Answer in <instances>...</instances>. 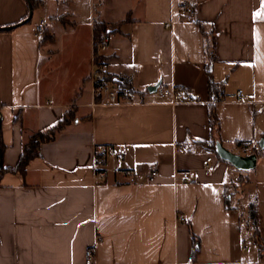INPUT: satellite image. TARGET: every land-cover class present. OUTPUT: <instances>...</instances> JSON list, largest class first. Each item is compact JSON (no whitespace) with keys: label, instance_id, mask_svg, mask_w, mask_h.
<instances>
[{"label":"crops","instance_id":"1","mask_svg":"<svg viewBox=\"0 0 264 264\" xmlns=\"http://www.w3.org/2000/svg\"><path fill=\"white\" fill-rule=\"evenodd\" d=\"M27 11L26 0H0L3 166H15L34 132L69 109L73 117L24 175H1L0 264H264V0H43L21 23ZM95 13L108 24L128 17L101 55L133 90L129 102L104 103L94 90ZM157 82L189 99L149 92ZM210 104L216 141L255 153L253 169H236L209 146ZM98 145L119 153L104 182L94 179Z\"/></svg>","mask_w":264,"mask_h":264},{"label":"built area","instance_id":"2","mask_svg":"<svg viewBox=\"0 0 264 264\" xmlns=\"http://www.w3.org/2000/svg\"><path fill=\"white\" fill-rule=\"evenodd\" d=\"M180 10H184L189 14L194 13V9L190 3H183L179 7ZM167 26L169 23L166 24ZM47 23L45 19H40L34 25L35 34L42 38L44 32L46 30ZM109 43V37L103 36L101 41L98 43V48L103 51ZM107 62L104 59L100 61L93 60L92 70L90 72V79L93 82L94 90L101 96V100L104 103H119V102H129L133 99L134 93L131 88L125 87L122 83L119 82V79H116L113 76H110L107 70ZM156 93L161 98H166L170 102L176 103L179 101H185L189 99L188 93L180 88L176 87H158ZM218 97H221L219 95ZM243 99L242 95H238L236 97L237 101H241ZM182 145L177 146V150H180ZM243 150L245 148L243 147ZM119 157V153L111 146V145H98L95 148V156L93 162L94 169V179L97 182H104L107 178V171L111 168L109 167V163L117 160ZM125 174H130V170H125ZM158 175L157 170H151L148 179L150 181L154 180ZM188 176L187 172L182 173V177L186 178ZM178 219L180 221H184V215H179ZM86 256L89 260L94 258L93 249H87Z\"/></svg>","mask_w":264,"mask_h":264},{"label":"trees","instance_id":"3","mask_svg":"<svg viewBox=\"0 0 264 264\" xmlns=\"http://www.w3.org/2000/svg\"><path fill=\"white\" fill-rule=\"evenodd\" d=\"M31 6L33 9L41 6L43 4V0H30ZM28 6V5H27ZM28 14V11H27ZM128 20V17H125L124 19L114 22V23H105L100 19L98 16V13L95 14L94 20H93V54L94 59L96 61H100L102 59L101 52L98 48V43L101 41L103 36H108L112 31L118 30L120 26ZM204 49L205 53L208 58L207 63V71L210 73V64L215 59V40L214 35L211 32L208 34H205V41H204ZM124 83L123 85L125 87L130 88L128 85V82L125 78H122ZM209 84L212 85V78L209 76ZM73 117L72 109H69L63 113V115L54 123L53 125H50L46 127L45 129L37 130L32 135L29 136L28 140L23 143L22 151L18 156L17 162L15 166L6 168L3 166V164L0 167V178L1 175L6 171L11 172H19L20 174L24 175L26 172V166L28 162L41 155L40 151V145L43 142L49 141L53 139L55 133L63 128V126L71 120ZM209 127L211 130V139L209 141V146L214 149L216 140H219V137H214V133L219 132V119L217 118L214 110V106L212 104L209 105ZM238 145H244L246 146L247 143L245 142H237ZM4 150V145L1 141L0 136V158L2 160V154ZM261 244L259 243V246ZM196 250H193L192 258L195 257Z\"/></svg>","mask_w":264,"mask_h":264},{"label":"water","instance_id":"4","mask_svg":"<svg viewBox=\"0 0 264 264\" xmlns=\"http://www.w3.org/2000/svg\"><path fill=\"white\" fill-rule=\"evenodd\" d=\"M28 5V15L27 17L21 21V23H25L28 20H30L32 16L33 8L31 6L30 0H26ZM13 25L6 26L4 28H10ZM160 85V82H157L153 85H149L147 87L149 92H156L158 86ZM260 145H264V143L260 142ZM215 151L218 154L220 158L223 160L229 162L231 165H233L236 169L241 171H248L255 167L257 155L255 153L250 154H239L236 152L231 151L230 149L226 148L220 141H216L215 143ZM2 165V160L0 158V167Z\"/></svg>","mask_w":264,"mask_h":264},{"label":"rangeland","instance_id":"5","mask_svg":"<svg viewBox=\"0 0 264 264\" xmlns=\"http://www.w3.org/2000/svg\"><path fill=\"white\" fill-rule=\"evenodd\" d=\"M48 2H49V5L51 6V5H53L54 4V0H48ZM80 3H82V0H80ZM96 4V3H95ZM86 7H87V1L86 2H84V9H86ZM96 10H97V6L95 5V12H96ZM96 14V13H95ZM66 33H65V31H63V35L62 36H60L59 37V41H58V43H59V45H63V43H64V45H65V42H66ZM240 154V153H239Z\"/></svg>","mask_w":264,"mask_h":264}]
</instances>
